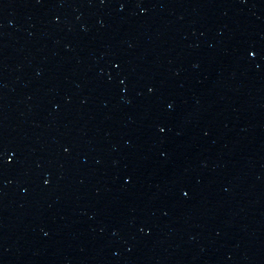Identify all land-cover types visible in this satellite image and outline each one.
Here are the masks:
<instances>
[{
  "label": "water",
  "instance_id": "95a60500",
  "mask_svg": "<svg viewBox=\"0 0 264 264\" xmlns=\"http://www.w3.org/2000/svg\"><path fill=\"white\" fill-rule=\"evenodd\" d=\"M0 264H264V0H0Z\"/></svg>",
  "mask_w": 264,
  "mask_h": 264
}]
</instances>
